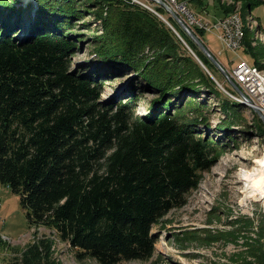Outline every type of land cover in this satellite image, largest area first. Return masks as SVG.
Here are the masks:
<instances>
[{"label": "trees", "instance_id": "obj_1", "mask_svg": "<svg viewBox=\"0 0 264 264\" xmlns=\"http://www.w3.org/2000/svg\"><path fill=\"white\" fill-rule=\"evenodd\" d=\"M76 1L34 0L27 11L18 7V0H0V16H14L13 21H0V185L18 195L29 227L49 229L77 260H147L157 240L152 226L185 203L200 173L213 166L227 142L238 143L231 127L241 123L243 104L206 76L154 13L119 0L90 3L98 7L94 15L102 26L92 47L103 65L71 69L69 60L80 40L68 30L73 28L70 20L90 13L89 4L74 7ZM240 1L239 49L249 54L244 19L264 0ZM188 3L193 15L191 9L207 7V0ZM156 9L162 13V7ZM231 11L226 8L222 15ZM167 17L208 70L221 77L197 44ZM191 28L199 37L206 32ZM20 29L24 32L17 39ZM106 64L113 66L110 73L130 68L143 80L140 88L155 94L146 114L132 112L133 98L123 103L99 100L103 71L107 67L109 72ZM251 64L264 69L256 60ZM223 85L238 94L230 82ZM202 88L220 100L224 116L215 130L208 123L207 100L199 99ZM253 113L257 132L249 135L264 137L263 121ZM263 234L262 222L261 236L244 241L245 248L231 260L264 264ZM12 251V264H60L46 236Z\"/></svg>", "mask_w": 264, "mask_h": 264}, {"label": "rangeland", "instance_id": "obj_2", "mask_svg": "<svg viewBox=\"0 0 264 264\" xmlns=\"http://www.w3.org/2000/svg\"><path fill=\"white\" fill-rule=\"evenodd\" d=\"M25 1L18 0V7L23 6L22 9L27 10L29 4L32 6L34 0ZM92 1L77 0L74 3V7L89 4L86 7L90 13L86 10L81 19L74 20L73 18L70 20V27L73 28L68 30H70L71 34H75L76 39L80 40L74 46L73 54L69 60L71 61V69H97V67L99 69L103 65L97 60V56L92 47L93 37L100 35L102 31V26L94 15L98 7L92 8L91 6L93 4H90ZM119 1L127 5L134 4L135 6L142 7L155 15L158 13L166 20H168L167 16H171L168 10H165L154 0H137L135 3L131 0ZM177 2L182 3L188 11L191 8V3H188L189 0H177ZM242 4L240 0H207V7H197L196 9H191V11L202 22L215 25L222 18H225L234 11L237 14L240 13ZM157 6L164 9H162V13L157 11ZM226 8L232 11L222 15L223 10ZM103 11L106 15L107 6L105 4H103ZM28 14L26 12L23 15L26 16ZM177 14L186 24L185 19L187 18L185 13L180 11ZM247 14L249 15L245 16L244 23L249 30L245 39L246 46L244 48L250 49L249 54L245 53L243 48L239 49L242 41L240 47L232 51L225 48L223 43L218 39L217 33L219 31L209 29L202 37H199L192 30V26L186 24L204 44L205 42L208 43V46H210L209 49L212 51L210 52L217 59L221 67L224 68L227 76L233 81L234 79L230 72L240 60L247 61L248 63L256 60L259 65L264 64V3L261 2ZM17 17L18 22L16 23L19 24L22 16L19 14ZM4 19L2 14L0 21L2 22ZM13 19L14 16L8 14L5 20L13 21ZM165 25L169 27L168 24L165 23ZM170 25L173 27L171 23ZM177 25L179 24L177 23ZM179 27L182 28L180 25ZM23 32L24 30L20 29L14 37L19 39ZM175 36L177 37L176 34ZM183 46L186 48L184 44ZM144 50L147 51L148 49L145 48ZM186 50L193 57L187 48ZM251 54H253V57ZM211 63L217 69L212 61ZM106 66L109 67V72L107 75V67L105 68L104 65L103 68H105V71L102 73L105 78L103 77L99 100L107 103L110 99H115L123 103L133 98L136 100L132 104L130 103L132 112L140 116L146 114L151 108L155 94L140 88L143 85V80L140 76L136 75L130 68L118 74L110 73V67H113L112 64H106ZM200 67L202 68V66ZM202 70L209 78H211V75L215 78V81L211 78L212 82L226 96L236 101L239 100L243 104L241 107V125L231 127V129H235L233 135L236 136L238 143L233 142V144L232 142H227L228 147L226 146L220 152L216 161L213 162V166L209 170L200 173L197 186L188 191L185 203L180 207L171 209L161 218L158 224L152 226L150 232L157 238L152 257L147 260L123 261L117 264H236L231 258L234 254L239 253L245 248L243 246L244 241H254L261 236L262 222L264 224V221L263 215H261L260 205L256 201L250 204L246 202L247 198L256 190L252 188L251 195L247 197L241 191L242 184H238L240 182L239 178L240 180H246L245 174L253 171L258 165L257 162L260 159H264V156L261 158L257 157L254 168L244 167L238 174V168L240 166H250L252 164V158L259 154V151L255 149L256 145H253L256 144V137L259 135H249V132H257L255 127L258 124V121H256L258 120L257 116L244 105L242 98L238 94L233 95L225 89L223 83L226 84L228 79L224 74L221 73L222 76L220 77L216 71V77L211 70H208L211 75L204 68ZM217 70L220 71L219 69ZM218 78H221L222 82ZM240 90L242 91V89ZM208 92V89L202 88V94L199 95V99L207 100L208 123H210V128H212L220 122L224 115L219 109V98L210 95ZM240 130L247 131L248 134L242 133ZM215 132L218 134V131ZM258 138L260 142H264L263 136H259ZM259 149L261 148L259 147ZM256 186H260V184ZM246 189L247 185L244 191ZM260 192L264 193L262 188ZM17 196L8 187L0 185V264H12L15 254L12 250L23 249L28 242H31L37 236H46L52 241L53 257L60 264H98L91 258H86L81 261L77 260L74 251L69 249L70 247L56 237L49 229L42 226L38 228L29 227L26 219V211L21 207Z\"/></svg>", "mask_w": 264, "mask_h": 264}, {"label": "built area", "instance_id": "obj_3", "mask_svg": "<svg viewBox=\"0 0 264 264\" xmlns=\"http://www.w3.org/2000/svg\"><path fill=\"white\" fill-rule=\"evenodd\" d=\"M132 2H137V0H131ZM155 1V0H154ZM169 3L171 8H175L181 10L185 13L186 24L190 26L198 27L200 29H204L205 31L210 30H217L218 39L223 43L224 47L230 49L232 51L238 49L241 45V40L243 38V29H242V21L240 19L239 14L237 12H233L227 15L225 18H222L218 21L215 25H209L208 22H202L201 20L197 19L191 12H189L182 3H178L177 0H166ZM139 2V1H138ZM156 2V1H155ZM184 15V16H185ZM231 76L233 77L234 81L238 83V86L244 91L246 94L249 102H247V107L250 111L258 110L261 114L264 115V69H259L257 66L248 63L247 61L240 60L236 63L235 67L230 72ZM259 136L256 137V151H259V154L252 158V164L250 166H243L238 168V174L240 170L244 167L254 168V164H256L255 160L257 157L264 156V142H260ZM263 141V140H262ZM259 147L261 149H259ZM258 166V165H257ZM260 169L264 172V162L259 164ZM239 185L242 184L241 191L244 194V188H246V180H240L239 178ZM262 183V182H261ZM252 182L249 183V189L254 188L255 192L247 198L249 204L251 202H257L260 205V209L263 215L264 221V193H259L260 189L264 187L261 186H251ZM259 191V192H257ZM263 246H264V236L262 238Z\"/></svg>", "mask_w": 264, "mask_h": 264}, {"label": "water", "instance_id": "obj_4", "mask_svg": "<svg viewBox=\"0 0 264 264\" xmlns=\"http://www.w3.org/2000/svg\"><path fill=\"white\" fill-rule=\"evenodd\" d=\"M163 2L160 1L159 4H161L162 6H164V8L166 10H168V12L170 13L171 17L174 18V20H176V22L182 27V30H184V32L194 41L193 43H196L198 48L205 54V56H207L208 58L211 59V61L215 64V66L217 67V69H219L222 73H224L225 76H227V74L225 73L224 68L221 67V65L219 64V62L217 61V59L214 57V55L210 52V49H208V47L204 44V42L198 37L196 36V34H194L188 27L187 25L182 21V19H180L173 11H171L168 6L166 7L164 4H162ZM157 17H159L163 22H165L166 24L169 25V27L171 28L170 30H172L177 37L180 39V41L186 46V48L189 50V52L193 55V57L195 58V60H197V62L199 63L200 66H202V68H204V70H206L208 72L209 75H211V73L208 71V69L206 68V66L201 62V60L196 56V54L192 51V49L189 47V45L187 43H185L184 39L182 36H180V34L174 30L175 28L172 27L169 23L168 20H166L164 17H161L160 14L156 13ZM211 78L215 81V78L211 75ZM231 84L236 88V90L238 91V95L243 99V103L246 105L247 102H249L248 98L245 96V94L240 90V88L238 87V84H236L233 80L230 79ZM255 112L259 115V117L261 118V120L263 121L264 124V115L261 114L258 110H255Z\"/></svg>", "mask_w": 264, "mask_h": 264}, {"label": "bare ground", "instance_id": "obj_5", "mask_svg": "<svg viewBox=\"0 0 264 264\" xmlns=\"http://www.w3.org/2000/svg\"><path fill=\"white\" fill-rule=\"evenodd\" d=\"M158 4L160 3V1L161 2H163L162 4H164L166 7L168 6V8L171 10V11H173L179 18H180V16L177 14V13H179L181 10H178V9H175V8H171L170 6H169V3H168V1H166V0H155ZM135 3V2H134ZM161 5V4H160ZM162 6V5H161ZM163 8H164V6H162ZM165 9V8H164ZM166 10V9H165ZM171 17V16H170ZM173 18V17H172ZM174 19V18H173ZM181 19V18H180ZM176 21V20H175ZM189 28V27H188ZM190 29V28H189ZM191 30V29H190ZM193 41V40H192ZM194 42V41H193ZM209 49V48H208ZM193 51V50H192ZM194 52V51H193ZM198 57V56H197ZM199 58V57H198ZM202 62V61H201ZM203 63V62H202ZM221 72V71H220ZM222 73V72H221ZM222 74H224V73H222ZM226 78L228 79V82L230 81V78L228 77V76H226ZM231 83V82H230ZM236 83V82H235ZM236 84H238V83H236ZM241 89V88H240ZM243 92V91H242ZM244 93V92H243ZM245 94V93H244ZM245 96H246V94H245ZM247 97V96H246ZM243 100V99H242ZM245 105V104H244ZM245 106H247V103H246V105ZM262 162H264V159H260L257 163H258V166L253 170V171H251V172H249V173H247V174H245L246 176H245V179H246V181H248V182H246V185H247V189L244 191V193L246 194V196L248 197V196H250L251 195V191H252V188H251V190L249 189V183H251L250 181H252V183L253 184H251V186L252 185H257V184H260V186L261 185H263V182H264V172L262 171V168L260 169V166H259V164H261ZM262 182V183H261ZM262 189H263V191H264V187H262ZM261 193V192H260Z\"/></svg>", "mask_w": 264, "mask_h": 264}, {"label": "crops", "instance_id": "obj_6", "mask_svg": "<svg viewBox=\"0 0 264 264\" xmlns=\"http://www.w3.org/2000/svg\"><path fill=\"white\" fill-rule=\"evenodd\" d=\"M197 19H199V17H197ZM200 20V19H199ZM205 44L207 45L208 48H210V46H208V43L205 42ZM211 51V50H210ZM212 52V51H211Z\"/></svg>", "mask_w": 264, "mask_h": 264}]
</instances>
